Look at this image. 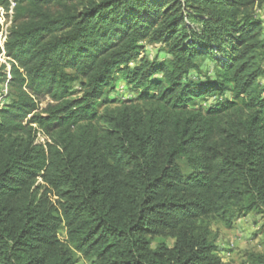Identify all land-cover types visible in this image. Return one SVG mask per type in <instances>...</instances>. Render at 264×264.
Wrapping results in <instances>:
<instances>
[{
  "label": "trees",
  "instance_id": "obj_1",
  "mask_svg": "<svg viewBox=\"0 0 264 264\" xmlns=\"http://www.w3.org/2000/svg\"><path fill=\"white\" fill-rule=\"evenodd\" d=\"M13 1L0 264H235L213 225L252 213L264 264V0Z\"/></svg>",
  "mask_w": 264,
  "mask_h": 264
},
{
  "label": "rangeland",
  "instance_id": "obj_2",
  "mask_svg": "<svg viewBox=\"0 0 264 264\" xmlns=\"http://www.w3.org/2000/svg\"><path fill=\"white\" fill-rule=\"evenodd\" d=\"M262 15L261 12H259ZM144 52L143 56L148 58H164L165 53L160 50L159 45L149 44L144 42ZM133 66L134 63H131ZM214 63L210 60L205 62L204 69H212ZM264 79V78H263ZM264 84V80H262ZM7 93L6 83L0 84V107L3 103L2 98ZM135 96V93L131 88L123 81L121 76H117L115 81V88L110 90L106 94V98L109 100L115 101L109 105H116L119 102H122L127 99H131ZM47 100L43 102L42 105H45ZM104 106L100 107V111ZM38 141L45 142L46 136L42 133L38 134ZM262 219L259 215L254 213L249 214L248 216L238 220L234 227L227 228L222 224L213 225L214 233L218 235L217 244L220 247V253L222 258L225 261H233L235 264H240L245 259V253L247 251H260V240L263 236L262 230ZM169 244H173L171 239L167 240ZM81 264H88L85 260L81 261Z\"/></svg>",
  "mask_w": 264,
  "mask_h": 264
},
{
  "label": "built area",
  "instance_id": "obj_3",
  "mask_svg": "<svg viewBox=\"0 0 264 264\" xmlns=\"http://www.w3.org/2000/svg\"><path fill=\"white\" fill-rule=\"evenodd\" d=\"M14 6H15V2L13 0H11V6H10V9L8 11H5L3 8H0V25H1L0 47L2 50V52L0 53V63L6 64L8 71L10 69V64L8 63V57L6 55L5 43L7 41L8 35H9V29L12 25Z\"/></svg>",
  "mask_w": 264,
  "mask_h": 264
}]
</instances>
